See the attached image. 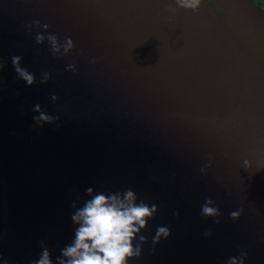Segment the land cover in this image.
I'll list each match as a JSON object with an SVG mask.
<instances>
[{
	"label": "water",
	"instance_id": "water-1",
	"mask_svg": "<svg viewBox=\"0 0 264 264\" xmlns=\"http://www.w3.org/2000/svg\"><path fill=\"white\" fill-rule=\"evenodd\" d=\"M37 19L73 39L69 56L36 43L44 30L27 26ZM17 55L34 86L18 78ZM0 62V264H31L41 241L55 262L89 187L158 205L129 264H227L242 250L245 264H264V11L254 0H202L198 12L175 0H0ZM37 104L59 119L34 128ZM206 198L221 216L201 215ZM158 226L171 236L153 246Z\"/></svg>",
	"mask_w": 264,
	"mask_h": 264
},
{
	"label": "clouds",
	"instance_id": "clouds-1",
	"mask_svg": "<svg viewBox=\"0 0 264 264\" xmlns=\"http://www.w3.org/2000/svg\"><path fill=\"white\" fill-rule=\"evenodd\" d=\"M175 3L181 9L198 12L202 0H175ZM168 11L175 13L177 9L169 7ZM33 26L44 30V32L36 33V43L43 45L47 41L54 56L63 58L73 52L75 43L71 37H65L62 43L56 35L49 32L50 25L42 24L37 19L27 26L29 32ZM45 32L49 34L45 35ZM11 59L18 78L23 80L27 86H34L37 83L36 76L22 67V57L17 55ZM4 67V63L0 62V72ZM67 70L76 72L77 67L75 64H69ZM51 78V73L44 72L41 74L40 83L47 84ZM2 83L3 81L0 80V84ZM58 99L59 97L56 95L51 96L53 102ZM33 111L38 113L33 117L34 128L37 125L42 127L46 123H55L59 119L46 113L39 104L34 106ZM244 165L246 168H250L251 162L245 160ZM86 195L90 199L85 200L82 206L77 207L76 203H73L75 211L71 220L77 227L72 242L60 249V255L55 258L54 262L46 242L41 241L42 251L38 259L32 261L31 264H129L130 259L139 258L142 255L143 245L148 242V238L142 234V230L148 228L149 220L158 213V205H149L145 200L139 199L137 193L131 189L106 193L96 192L89 187L86 189ZM242 214L243 209L232 211L229 215L231 219L239 220ZM201 215L219 217L221 212L215 206L214 200L206 198L201 205ZM212 235L211 231L205 233L207 237ZM170 236L169 227L158 226L152 237L153 246ZM247 256L248 253L242 250L239 257H231L227 264H245ZM3 259L0 254V260ZM4 264H7V261H4Z\"/></svg>",
	"mask_w": 264,
	"mask_h": 264
},
{
	"label": "trees",
	"instance_id": "trees-1",
	"mask_svg": "<svg viewBox=\"0 0 264 264\" xmlns=\"http://www.w3.org/2000/svg\"><path fill=\"white\" fill-rule=\"evenodd\" d=\"M260 7L261 9L264 11V0H254Z\"/></svg>",
	"mask_w": 264,
	"mask_h": 264
}]
</instances>
